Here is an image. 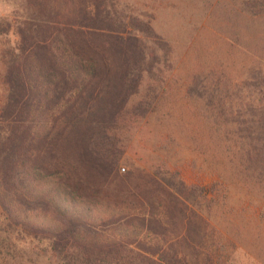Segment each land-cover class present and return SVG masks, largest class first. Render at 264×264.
<instances>
[{
	"label": "trees",
	"instance_id": "trees-1",
	"mask_svg": "<svg viewBox=\"0 0 264 264\" xmlns=\"http://www.w3.org/2000/svg\"><path fill=\"white\" fill-rule=\"evenodd\" d=\"M23 25L0 106L5 218L47 240L59 264H217L210 222L191 203L198 188L120 173L121 137L147 111L139 37L104 0ZM251 147L245 163L263 175L264 141Z\"/></svg>",
	"mask_w": 264,
	"mask_h": 264
},
{
	"label": "rangeland",
	"instance_id": "rangeland-1",
	"mask_svg": "<svg viewBox=\"0 0 264 264\" xmlns=\"http://www.w3.org/2000/svg\"><path fill=\"white\" fill-rule=\"evenodd\" d=\"M93 1L0 0V106L18 27L62 20L79 4L92 9ZM260 3L104 0L146 52L136 99L147 111L121 137L120 173L151 175L173 190L198 188L191 203L210 222L208 246L215 247L217 264H264V174L254 171V161L245 163L251 146L264 141ZM141 23L151 32L138 29ZM214 184L215 195L207 193ZM0 264L59 262L47 240L27 234L0 208Z\"/></svg>",
	"mask_w": 264,
	"mask_h": 264
}]
</instances>
